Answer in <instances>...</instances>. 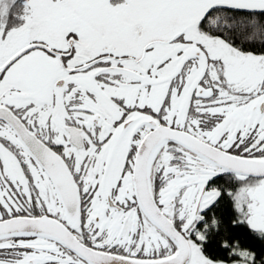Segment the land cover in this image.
I'll return each mask as SVG.
<instances>
[{
    "label": "snow or ice",
    "instance_id": "obj_1",
    "mask_svg": "<svg viewBox=\"0 0 264 264\" xmlns=\"http://www.w3.org/2000/svg\"><path fill=\"white\" fill-rule=\"evenodd\" d=\"M0 264H264V0H0Z\"/></svg>",
    "mask_w": 264,
    "mask_h": 264
}]
</instances>
